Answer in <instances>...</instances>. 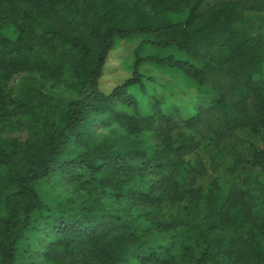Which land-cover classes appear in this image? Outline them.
I'll list each match as a JSON object with an SVG mask.
<instances>
[{
    "label": "trees",
    "instance_id": "1",
    "mask_svg": "<svg viewBox=\"0 0 264 264\" xmlns=\"http://www.w3.org/2000/svg\"><path fill=\"white\" fill-rule=\"evenodd\" d=\"M138 36L129 67L114 41ZM145 63L216 97L181 128L155 93L142 115ZM52 177L88 204L51 211ZM38 233L62 263L264 264V0H0V264Z\"/></svg>",
    "mask_w": 264,
    "mask_h": 264
},
{
    "label": "rangeland",
    "instance_id": "2",
    "mask_svg": "<svg viewBox=\"0 0 264 264\" xmlns=\"http://www.w3.org/2000/svg\"><path fill=\"white\" fill-rule=\"evenodd\" d=\"M212 1V0H211ZM11 33V31L9 32ZM143 36H138L130 39L115 40L114 47H118L125 55H127V63L132 67L134 63V54L136 46L144 39ZM161 54L163 56L173 54L178 58L187 59L184 54L177 52L174 49L160 50L152 48L149 45L144 46V51L141 56ZM139 72L143 75L142 83L143 90L139 87H134L131 91L138 100L139 112L142 115L151 114L149 107L150 96L157 94L162 99L160 110L163 114L169 116L171 120L177 122V128H181L186 119L196 113L197 108H204L212 102L216 95L209 85L197 86L189 81L179 71L168 69L157 64L145 63L138 67ZM151 79H148V78ZM37 79V76H29L28 74H19L14 76L10 81L9 86L12 88V94L16 95L21 90L23 85L30 80ZM43 91H50L52 94H62V88H51L49 84L43 88ZM23 138L24 133L20 134ZM143 139L150 143H155V138L152 131H147L143 135ZM191 160L201 158L209 165L207 152L205 149H199L195 154L189 155ZM252 175L259 178L262 177L260 169L257 167L253 170ZM209 177L198 179L199 185L207 187ZM42 197L48 202L51 211L59 214L79 213L81 208L88 204V195L80 188L76 181H69L63 177H52L43 181L40 184ZM26 251L20 253L15 264H70V262L62 263L58 259H46L42 254V238L40 234L29 235L23 245Z\"/></svg>",
    "mask_w": 264,
    "mask_h": 264
}]
</instances>
